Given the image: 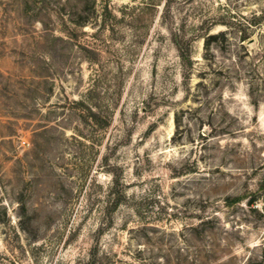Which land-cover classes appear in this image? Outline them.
I'll return each instance as SVG.
<instances>
[{
  "label": "rangeland",
  "instance_id": "obj_1",
  "mask_svg": "<svg viewBox=\"0 0 264 264\" xmlns=\"http://www.w3.org/2000/svg\"><path fill=\"white\" fill-rule=\"evenodd\" d=\"M0 264H264V0H0Z\"/></svg>",
  "mask_w": 264,
  "mask_h": 264
}]
</instances>
